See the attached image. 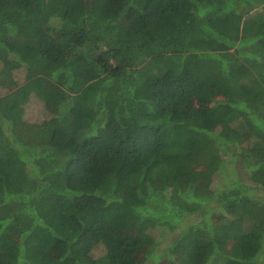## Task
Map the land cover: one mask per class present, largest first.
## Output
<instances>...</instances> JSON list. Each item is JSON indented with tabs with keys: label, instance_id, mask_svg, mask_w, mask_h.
Instances as JSON below:
<instances>
[{
	"label": "trees",
	"instance_id": "trees-1",
	"mask_svg": "<svg viewBox=\"0 0 264 264\" xmlns=\"http://www.w3.org/2000/svg\"><path fill=\"white\" fill-rule=\"evenodd\" d=\"M258 188L264 0H0V264H264Z\"/></svg>",
	"mask_w": 264,
	"mask_h": 264
},
{
	"label": "rangeland",
	"instance_id": "rangeland-1",
	"mask_svg": "<svg viewBox=\"0 0 264 264\" xmlns=\"http://www.w3.org/2000/svg\"><path fill=\"white\" fill-rule=\"evenodd\" d=\"M16 77L22 81L23 75H22L21 70L16 73ZM1 92H3V91H1ZM221 98H222V95L218 93V94H215L214 99L211 101H208L206 103L199 102V101H192V105L193 106H208V105L213 104V102L215 100L221 99ZM47 116H49V113L44 109V107L42 106V103H40L34 99L31 100L30 102H28L27 105L25 106L24 117L28 121H41L42 119H45ZM234 168L236 170L235 173H233ZM237 179H240L246 185H249L251 187L253 186L252 183L247 178V174L244 173V171L240 167L239 162H237L235 164L228 162L226 167H224L223 171L216 172L213 175V186L217 184V186H221V188H224L227 186L228 183H230L231 180H237ZM263 193H264V190L260 189V188L253 190L254 195H262ZM193 217H195V216H193ZM218 218H220V216L218 214H216V218L214 215V219H218ZM177 232H178V230H175V231H172L171 233H174L173 234V236H174ZM158 233H160V230L159 229L155 230V234H158ZM165 243H166L165 240H163L161 247H164ZM235 249H236V247L234 245H232V243L230 242L227 246V250L229 252H234ZM94 252H95V255H98L102 252V250L96 248L94 250ZM175 256L176 255H174V257ZM163 261L165 264H168L170 262V259L164 258Z\"/></svg>",
	"mask_w": 264,
	"mask_h": 264
}]
</instances>
